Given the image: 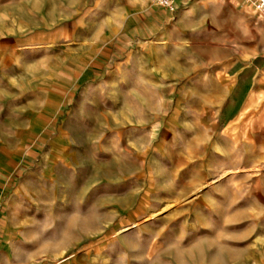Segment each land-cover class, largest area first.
Returning a JSON list of instances; mask_svg holds the SVG:
<instances>
[{"label":"rangeland","instance_id":"obj_1","mask_svg":"<svg viewBox=\"0 0 264 264\" xmlns=\"http://www.w3.org/2000/svg\"><path fill=\"white\" fill-rule=\"evenodd\" d=\"M173 2L0 0V264H264V139L217 121L264 16Z\"/></svg>","mask_w":264,"mask_h":264},{"label":"crops","instance_id":"obj_2","mask_svg":"<svg viewBox=\"0 0 264 264\" xmlns=\"http://www.w3.org/2000/svg\"><path fill=\"white\" fill-rule=\"evenodd\" d=\"M217 1L197 0L195 5L216 6ZM249 1L231 0V4L243 6ZM253 12L259 17L264 16L258 14L255 9ZM148 24L153 26V22ZM225 78L227 89L217 115L224 135L229 139L237 138L241 142L264 139V50L237 57L226 68ZM6 219V214L0 212V221L4 222ZM0 230L4 234L3 249L6 250L8 232L1 227ZM5 258L2 256V261H6Z\"/></svg>","mask_w":264,"mask_h":264},{"label":"built area","instance_id":"obj_3","mask_svg":"<svg viewBox=\"0 0 264 264\" xmlns=\"http://www.w3.org/2000/svg\"><path fill=\"white\" fill-rule=\"evenodd\" d=\"M155 4L162 6L164 8L175 10L173 0H152ZM253 7L255 11L260 14L264 15V0H253Z\"/></svg>","mask_w":264,"mask_h":264},{"label":"bare ground","instance_id":"obj_4","mask_svg":"<svg viewBox=\"0 0 264 264\" xmlns=\"http://www.w3.org/2000/svg\"><path fill=\"white\" fill-rule=\"evenodd\" d=\"M215 179V178H214ZM219 179V178H218Z\"/></svg>","mask_w":264,"mask_h":264}]
</instances>
